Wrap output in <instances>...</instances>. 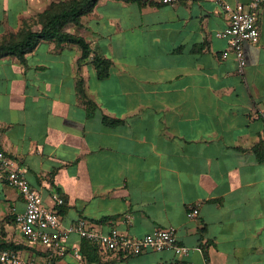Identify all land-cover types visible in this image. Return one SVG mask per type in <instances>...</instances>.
Masks as SVG:
<instances>
[{"label":"crops","instance_id":"1","mask_svg":"<svg viewBox=\"0 0 264 264\" xmlns=\"http://www.w3.org/2000/svg\"><path fill=\"white\" fill-rule=\"evenodd\" d=\"M68 1L0 0V42L40 32L41 15ZM227 25L215 0H99L64 28L90 46L86 60L46 40L24 61L0 58V150L47 206L64 199L61 225L130 238L174 228L187 256L100 252L75 234L64 255L30 245L15 222L24 199L1 179L0 245L38 264H264V4L243 75L216 37ZM95 56L111 63L105 79Z\"/></svg>","mask_w":264,"mask_h":264},{"label":"built area","instance_id":"2","mask_svg":"<svg viewBox=\"0 0 264 264\" xmlns=\"http://www.w3.org/2000/svg\"><path fill=\"white\" fill-rule=\"evenodd\" d=\"M160 5H175L185 0H155ZM228 16L225 29L216 32V37L227 42L235 55L238 73L243 75L247 66L244 53L245 43L259 44L260 34L257 26L258 11L264 0H251L247 5H230L223 0H215ZM228 54H223L227 58ZM264 137V126H263ZM0 179L9 187L16 189L25 202V211L15 215V222L23 237L30 245L42 244L58 246V253L64 255L65 244L72 235H78L100 252H116L124 256H138L146 250L162 252L173 250L179 255L187 256L189 249L177 243L176 230L168 228L156 230L143 238H130L117 229L105 233L97 230L86 220H78L69 227L61 225L58 208L65 204L58 194L52 195L53 207L47 206L40 194L27 182L25 171L15 159L0 150ZM199 214L193 208L187 214L193 219ZM0 264H38L33 259H26L18 251H0Z\"/></svg>","mask_w":264,"mask_h":264},{"label":"trees","instance_id":"3","mask_svg":"<svg viewBox=\"0 0 264 264\" xmlns=\"http://www.w3.org/2000/svg\"><path fill=\"white\" fill-rule=\"evenodd\" d=\"M98 2L99 0H70L68 2L52 4L40 17V22L42 24V30L40 32L23 29L18 34L4 38L0 42V58L15 56L21 61H24L25 56L31 52L41 40H46L55 42L58 45H77L82 50V61L86 60L91 54L90 46L83 38L65 32L64 28L68 24L78 25L81 18L92 12ZM93 65L99 79H105L109 76L110 61L95 56ZM17 249H19V247L12 244L0 245V251H18Z\"/></svg>","mask_w":264,"mask_h":264}]
</instances>
